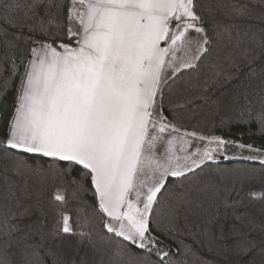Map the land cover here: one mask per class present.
I'll return each instance as SVG.
<instances>
[{"label": "snow or ice", "instance_id": "obj_1", "mask_svg": "<svg viewBox=\"0 0 264 264\" xmlns=\"http://www.w3.org/2000/svg\"><path fill=\"white\" fill-rule=\"evenodd\" d=\"M259 4L256 15L251 0H7L0 6L14 30L0 31V71L20 78L7 137L0 141L3 159L19 177H5L0 185V264H47L50 258L66 264L50 245L30 242L35 234L44 239L42 219L25 225L28 232L13 221L19 209L21 220L32 214L25 204L31 177L55 181L77 167L81 180L90 178L92 210L107 218L103 227L144 253L117 248L115 264H184L174 258L179 249L173 254L153 227L172 231L181 212L193 238L203 236L210 248L234 246L248 257L244 264H264V219L257 223L239 212L242 201L229 202L219 184L200 175L225 141L182 132L186 105L195 99L223 103L211 95L215 86L242 75L247 84L241 81L230 102L239 105L240 118L247 115L264 129V0ZM165 89L176 98L171 119L164 114ZM205 139L217 148L195 143ZM10 150L52 163L33 165ZM68 186L79 200L83 184L72 180ZM62 191L67 188H57L56 201H66ZM259 198L264 201V192ZM222 208L231 215L221 216ZM87 210H77V227ZM71 219L67 209L57 210L50 239L91 235L77 233Z\"/></svg>", "mask_w": 264, "mask_h": 264}, {"label": "trees", "instance_id": "obj_2", "mask_svg": "<svg viewBox=\"0 0 264 264\" xmlns=\"http://www.w3.org/2000/svg\"><path fill=\"white\" fill-rule=\"evenodd\" d=\"M7 0H0V6ZM22 2V0H21ZM253 14L256 15L261 11L259 0H251ZM17 15H21L17 13ZM243 23V21H238ZM249 23H256L249 21ZM264 26V25H260ZM211 29V24L208 25ZM8 29L9 32L14 31L8 28L7 23L2 20V13H0V31ZM27 31V29H25ZM210 35H212L210 31ZM215 42V37L213 36ZM23 46V45H22ZM30 47V46H29ZM5 69L8 65L3 66ZM23 71V68L20 69ZM198 71H204L203 67ZM247 72V69H244ZM186 75H196V72L187 73ZM8 71H0V141L6 140L8 132V124L11 121L14 109L16 106V97L20 85V78L16 76L13 79H8ZM8 80L7 87L4 86V80ZM243 81L246 85L247 80L244 75L239 80H234L231 83L223 80L215 86L211 95L213 99H220L223 103L217 105L215 103H204L200 99H195L189 105H186L184 112V128L182 130L188 132H196L207 137L218 136L228 142L241 144L243 146H251L252 148L264 151V129H261L258 123L250 120L247 115L240 118L238 116L239 105L232 104L230 98L234 97L240 90L239 85ZM258 83V82H257ZM252 91L251 89L249 90ZM259 92V88L256 89ZM192 99L191 96L188 97ZM253 101V107H258V97L252 95L250 97ZM173 100V104L169 100ZM176 98L169 97L168 90L164 92V114L171 119L170 108L174 106ZM184 104V98L181 97L178 101ZM225 122L222 124L221 119ZM5 149L0 147V185L4 183L5 177L12 180H19L13 170L11 161H5L3 156ZM9 155L15 157L17 155L23 156L30 164L35 165L37 162L42 164L45 168L52 163L51 160L45 158L41 160L38 156L33 154L18 153L15 150H10ZM59 167L68 168L66 162H61ZM233 170L238 171V176H233ZM82 169L77 167L64 178H57L55 181L49 179L44 182L39 176H33L28 180L29 192L31 197L25 199V204L32 205V214L26 216L21 220L19 213L23 209H19L13 223L19 224L24 232L29 229L25 225H34L38 219H42L44 223L43 234L44 239H41L39 234L32 236L30 242L35 244L44 243L50 245L56 253V259L63 260L66 264H71L74 260L75 264H115L114 252L117 248L131 251L136 255H144L142 250H139L130 242L124 241L123 238L117 237L112 233H108L103 227L106 217H102L98 212L92 210V205L96 203L93 198V189L90 183V178L81 180ZM201 176L215 181L222 189V195L227 194L229 202L231 200L242 201L243 206L238 209L239 212L245 213L248 218H256L257 223L264 219V201L259 198L261 192H264V163L251 160H220L207 161L203 167ZM77 180L83 184V190L79 193V200L72 198L71 193L75 191L74 187H69L68 182ZM65 189L61 194L66 196V201H56L54 195L57 188ZM223 190H226L223 191ZM256 195L253 196L252 194ZM18 195H21L18 193ZM23 198V197H22ZM88 206L86 213L80 217V227H77L76 212L78 209ZM67 209L70 216V223L76 228L77 233L84 232L91 235L81 237L79 234L74 236H65L63 241L51 240L49 237L52 229L56 212L59 209ZM42 210V212H41ZM225 211L230 216L232 209H221V216L225 215ZM43 213V215H42ZM184 213L181 212V219L176 228L170 232L163 231L164 225H153L154 228H159L156 234L164 242V246L170 247L173 254L179 249V255H175V261L184 262V264H244L248 257L240 253L234 246L227 248L221 246L209 247L203 236L193 238L189 235L190 229L185 228L183 219ZM191 219V218H190ZM198 231V229H192ZM257 241L259 235L253 233ZM91 241V243H90ZM93 243L96 247H93ZM15 259H19L18 252L15 253ZM150 262L156 261V256L148 257ZM15 264V261H13ZM47 264H52V259L47 260Z\"/></svg>", "mask_w": 264, "mask_h": 264}, {"label": "rangeland", "instance_id": "obj_3", "mask_svg": "<svg viewBox=\"0 0 264 264\" xmlns=\"http://www.w3.org/2000/svg\"><path fill=\"white\" fill-rule=\"evenodd\" d=\"M193 35L195 34L193 33ZM182 132H184V130H182ZM188 133H191V132H188ZM200 136H203L209 139L213 137V136L207 137L205 135L197 134V137H200ZM186 139H189L190 141H192L191 136L186 137ZM195 143H197L202 149L204 147L217 148V144L215 142H212L211 144H209L208 139L196 140ZM234 159L264 162V151L255 149L252 147L243 146L241 144L225 141L223 145L219 146L218 151L213 153V159L210 161L234 160Z\"/></svg>", "mask_w": 264, "mask_h": 264}]
</instances>
